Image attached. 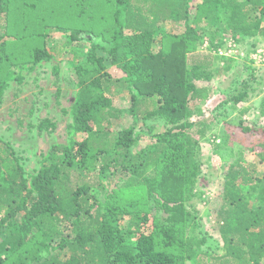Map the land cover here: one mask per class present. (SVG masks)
<instances>
[{
  "label": "trees",
  "instance_id": "16d2710c",
  "mask_svg": "<svg viewBox=\"0 0 264 264\" xmlns=\"http://www.w3.org/2000/svg\"><path fill=\"white\" fill-rule=\"evenodd\" d=\"M189 1L0 0V106L13 69L52 58L46 44L54 29L68 26L72 42H91L74 67L77 94L70 112L74 132L86 136L60 153L51 150L49 163L28 177L10 144L0 139V264H185L195 258L198 264H264V177L256 175L264 145L258 161L247 164L242 150L227 140L213 145L212 154L227 168L220 245L201 229L191 204L208 125L188 120L189 103L208 98L207 88L196 82L211 79L220 46L212 37L224 32L218 24L225 23L235 38L264 40V0H198L194 6ZM58 15L70 25L51 23ZM207 19L215 31L208 34L210 54L200 55ZM166 22H182L184 30L164 34L154 48ZM106 60L124 77L112 79ZM226 64L222 72L230 69ZM119 87L130 98L127 110L113 102V88ZM246 88L242 82L233 105L247 98ZM125 114L134 122L113 132L112 124ZM139 118L169 127L146 133L155 141L136 150ZM236 125L244 133L255 129L242 119ZM49 126L54 127L43 121L38 128Z\"/></svg>",
  "mask_w": 264,
  "mask_h": 264
},
{
  "label": "rangeland",
  "instance_id": "374dc122",
  "mask_svg": "<svg viewBox=\"0 0 264 264\" xmlns=\"http://www.w3.org/2000/svg\"><path fill=\"white\" fill-rule=\"evenodd\" d=\"M189 2L190 6H194L198 0ZM50 19L53 24L57 22V24L70 25L66 22L67 16L58 15ZM1 24H4L2 19ZM218 25L224 32L221 33V37H212L214 44H220V46L217 48L218 55L217 50L214 54L216 62L210 70L211 79L196 82L197 87L207 88L208 98L204 102L189 103L188 120L204 121L208 125L206 136L200 141L197 153L201 173L194 188L191 204L197 211L201 229L212 241H219L222 245L219 235L221 225L219 213L226 207L223 201V182L227 168L222 166L218 158L212 154V148L214 143L227 140L230 147L242 150L244 163L258 161L256 154L264 145V134L261 132L264 116L260 113V104L264 98V40L240 36L235 38L226 28L225 23ZM202 26H207V37H202L196 53L208 55L210 54L208 34L215 31V26H212L209 19L205 20ZM60 27L62 29L56 31L54 29L47 38L46 49L52 53V58L36 66L24 63L13 69L14 74L11 73L8 78L0 106V139L9 143L14 150V156L19 159L25 177L38 170L44 161L49 163L48 155L51 150L55 148L60 153L63 148L69 147L71 143L82 140L86 136L74 132L70 112L77 94L74 67L85 59L91 42L87 39L72 42L66 35L68 26ZM183 30L182 22L161 24L153 47H158L159 40L164 34H180ZM105 47L108 49L107 45ZM97 54L107 58L104 51H97ZM228 62L230 69L222 72ZM105 65L112 79L124 77L123 72L107 60ZM55 69H57L56 74ZM18 75L22 78L20 83L15 80ZM242 82H247V98L238 105H233L232 97L242 91ZM57 91H59L58 95ZM112 93L114 104L127 110L130 106L127 92L119 87L118 90L113 88ZM197 109L202 112L201 116H197ZM243 109H248V112L240 115L239 111ZM239 119L255 129L249 133L242 132L236 125ZM217 120H219L218 123H216ZM43 121H48L54 127L49 126L40 130L38 126ZM133 122V117L125 114L120 122L112 124L111 130L117 132L121 128L132 125ZM144 123L139 118L135 133L141 136L136 150L155 141L146 133L156 135L169 127L156 118L148 119ZM256 175L260 179L264 177V164L257 163ZM243 191L247 192V188L244 187ZM251 204H255L253 199ZM161 214H163L162 211ZM127 223V219H123L120 227L125 228ZM216 253L221 255L223 251L220 249ZM198 262L195 258L187 260L185 264H198ZM206 262L207 260L204 259L205 264H210Z\"/></svg>",
  "mask_w": 264,
  "mask_h": 264
},
{
  "label": "built area",
  "instance_id": "2783aa9c",
  "mask_svg": "<svg viewBox=\"0 0 264 264\" xmlns=\"http://www.w3.org/2000/svg\"><path fill=\"white\" fill-rule=\"evenodd\" d=\"M219 54H221V51H219Z\"/></svg>",
  "mask_w": 264,
  "mask_h": 264
}]
</instances>
